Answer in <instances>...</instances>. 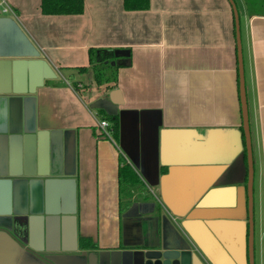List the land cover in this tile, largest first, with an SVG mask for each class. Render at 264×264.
I'll return each instance as SVG.
<instances>
[{"label":"crops","instance_id":"crops-1","mask_svg":"<svg viewBox=\"0 0 264 264\" xmlns=\"http://www.w3.org/2000/svg\"><path fill=\"white\" fill-rule=\"evenodd\" d=\"M3 1L13 13L1 12ZM84 1L82 15L44 16L41 0H0V217L38 220L24 245L0 219V264H134L164 235L189 242L193 264H249L229 1L151 0L144 12H126L123 0ZM234 1L254 164V258L264 264V0ZM91 48L128 50L131 66L120 60L99 85ZM113 90L123 105L96 108ZM14 98L25 113L18 128L5 122L4 100ZM100 112L119 118L118 142L101 137ZM122 159L141 184L125 211Z\"/></svg>","mask_w":264,"mask_h":264},{"label":"water","instance_id":"water-1","mask_svg":"<svg viewBox=\"0 0 264 264\" xmlns=\"http://www.w3.org/2000/svg\"><path fill=\"white\" fill-rule=\"evenodd\" d=\"M235 18L236 26V40H237V57H238V71H239V83H240V99L242 107V118H243V128L246 139V149L248 156V192H249V217H250V239H249V264H255L254 258V222H253V188H254V164H253V152H252V140L250 132V122H249V112H248V102L246 97V83H245V68H244V58H243V48L241 42V27H240V17L237 6L234 0H228ZM29 43V42H28ZM32 57L38 58L39 53L34 49ZM117 58H121L125 61V66H131V53L128 50H119L115 53ZM108 64V62H106ZM116 63L112 62L111 65L114 66ZM55 77V76H54ZM4 111L7 117L5 121L10 128L20 127L21 121L23 119L24 109L23 102L21 99H10L4 100ZM102 105L98 104L96 108L107 110V106L111 105L114 108L123 105V98L120 90H113L109 94V99L105 100ZM110 116L112 114L108 113ZM116 116V115H114ZM138 205H134V208ZM1 216V215H0ZM8 214L2 215L0 219L8 220L9 226L8 231H13V235L16 236L20 242L27 245L28 240L32 239L33 235L27 239L29 236L28 230L31 231L33 224L37 223V218H23L15 215ZM24 219V220H22ZM26 219L29 221L27 222ZM13 227H10V224ZM30 227H29V226ZM6 229V228H5ZM173 237V238H172ZM175 237V238H174ZM148 238L151 235L148 233ZM48 262H53L58 264L54 259H46ZM193 257L191 254V246L184 239H181L177 235L163 236V240L157 245L151 247H146L145 250L136 256V261L134 264H193Z\"/></svg>","mask_w":264,"mask_h":264},{"label":"trees","instance_id":"trees-1","mask_svg":"<svg viewBox=\"0 0 264 264\" xmlns=\"http://www.w3.org/2000/svg\"><path fill=\"white\" fill-rule=\"evenodd\" d=\"M123 8L126 12H144L151 8V0H123ZM84 0H41V12L44 16H79L84 13ZM119 50L115 49H96L89 50V64L91 69L96 73V81L99 85L102 83L103 71L110 67L117 70V65L121 58H117L115 53ZM116 64L111 65L112 62ZM124 61V60H123ZM108 62V64H106ZM110 66V67H109ZM80 73H86L88 68H79ZM116 87V85H115ZM112 88V87H108ZM105 120L110 124V132L112 139L118 142L120 136V123L117 116H108L105 112H100ZM122 166L119 169V186L121 193V202L124 204L123 211L129 207L131 194L135 189L141 187L139 178L125 161L121 160ZM89 239H84L83 243L87 244Z\"/></svg>","mask_w":264,"mask_h":264},{"label":"built area","instance_id":"built-area-1","mask_svg":"<svg viewBox=\"0 0 264 264\" xmlns=\"http://www.w3.org/2000/svg\"><path fill=\"white\" fill-rule=\"evenodd\" d=\"M2 5L4 6L3 9H2V13L3 14H6V13H13V10L11 7H9L5 1L2 2ZM98 130H99V133L101 135V137H104V138H107V139H112V136H111V132H110V124L109 122L105 121V120H101L99 121L98 123Z\"/></svg>","mask_w":264,"mask_h":264},{"label":"rangeland","instance_id":"rangeland-1","mask_svg":"<svg viewBox=\"0 0 264 264\" xmlns=\"http://www.w3.org/2000/svg\"><path fill=\"white\" fill-rule=\"evenodd\" d=\"M114 62V61H113ZM110 67V66H109ZM107 70H113V67H110V68H108ZM105 79V78H104ZM106 82V81H105ZM103 90H105V89H103ZM176 229H177V231L182 235V233H183V231H182V229L181 228H179V227H176ZM187 242V241H186ZM189 243V242H188ZM189 245H190V243H189ZM191 246V245H190ZM191 248L193 249V246H191ZM204 264V263H203ZM207 264H213L212 263V261H210V262H208L207 261Z\"/></svg>","mask_w":264,"mask_h":264}]
</instances>
